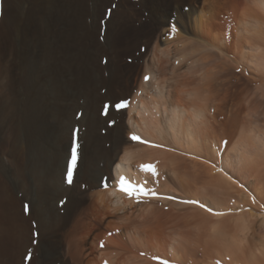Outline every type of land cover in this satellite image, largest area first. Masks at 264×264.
I'll return each instance as SVG.
<instances>
[{
	"label": "bare ground",
	"instance_id": "1",
	"mask_svg": "<svg viewBox=\"0 0 264 264\" xmlns=\"http://www.w3.org/2000/svg\"><path fill=\"white\" fill-rule=\"evenodd\" d=\"M226 1L222 21L207 14L164 20L182 27L170 38L165 25L140 56L142 81L125 72L115 84L121 94L137 86L119 104V130L102 135L90 120L83 134L73 128L72 114L79 112L73 109L55 173L29 170L21 156L12 160L25 193L23 216L10 181L0 174L1 208L15 210L4 220L15 247L13 255L5 250L10 258L17 255L21 264H264V159L255 160L264 157V0ZM123 40L120 34L119 48ZM233 71L257 86L234 113L238 161L225 154L215 115L218 108L228 110L233 76L225 77ZM81 139L86 149L78 156ZM235 171L243 185H235ZM68 187L62 207L59 189Z\"/></svg>",
	"mask_w": 264,
	"mask_h": 264
},
{
	"label": "rangeland",
	"instance_id": "2",
	"mask_svg": "<svg viewBox=\"0 0 264 264\" xmlns=\"http://www.w3.org/2000/svg\"><path fill=\"white\" fill-rule=\"evenodd\" d=\"M226 2L0 0V174H5L11 183H8V190L11 191L13 187L14 198L21 202L19 214L23 216L21 207L25 193L12 160L21 156L27 162L29 170L47 168L51 174L55 173L60 168L61 158L68 144L65 121L73 109L75 112L79 111L72 114L75 115L73 128H77V131L82 129L83 134L89 130L90 120L96 121L97 131L102 135L107 133V128L119 130V126H115L123 122L124 117L119 116L122 110L117 105L128 97L132 98L137 86L126 87L121 94L115 89V84L125 72L138 74L136 82L142 81L144 67L140 56L145 55L149 47L154 45L157 34L164 27L169 29L170 38L182 27L176 22L167 25L164 20L167 21L173 15L176 17L183 14L182 17L187 20L207 14L208 17L214 15L218 18L217 21H222V15L228 13ZM191 25L196 27L195 22ZM120 34H124L121 48L117 42ZM218 59L215 57L213 64L220 62L215 64L219 66L216 69L219 71L221 61ZM85 71L88 74L86 76L83 75ZM244 75L233 71L225 77L229 79L233 76L227 83L231 86L228 110L225 109L228 113L218 108L219 114H215L225 154L232 152L230 155L236 161L238 154L234 146L240 135V126L237 125L239 122H236L234 113L238 104L245 97H252L254 88H257ZM80 82L83 83L80 85ZM217 89L222 90V87ZM261 111L264 114V104ZM84 112H88V115L82 124V116L86 115ZM263 125L264 115L261 126ZM115 133L113 131V135ZM122 134L124 138L125 132ZM78 144L76 148L79 156L81 148L86 149L85 140L81 139ZM110 145L111 143H107V147ZM82 153L86 156L85 150ZM261 159L264 157H256L255 160L262 162ZM239 175L238 171L232 174L235 181L240 183L237 182V186L244 184ZM71 187L59 189L63 196L60 206L66 205L68 194L65 192ZM14 212L15 210H2L0 194V264H21L20 260L15 259L17 255L12 256L15 247L7 238L9 224L6 218L14 215ZM75 213L76 208L73 206L70 217ZM7 248H11V258L5 253ZM49 252L53 253L50 248ZM50 263L49 259L43 264Z\"/></svg>",
	"mask_w": 264,
	"mask_h": 264
},
{
	"label": "snow or ice",
	"instance_id": "3",
	"mask_svg": "<svg viewBox=\"0 0 264 264\" xmlns=\"http://www.w3.org/2000/svg\"><path fill=\"white\" fill-rule=\"evenodd\" d=\"M124 105H117V107H123ZM134 139H139L138 137H134ZM73 163H75V156L73 157ZM147 169L154 171V168L152 166H145ZM68 182H72V173L71 171L68 174ZM123 190V189H122Z\"/></svg>",
	"mask_w": 264,
	"mask_h": 264
}]
</instances>
